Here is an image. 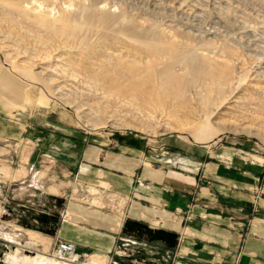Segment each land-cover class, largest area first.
I'll return each mask as SVG.
<instances>
[{
  "label": "rangeland",
  "instance_id": "obj_1",
  "mask_svg": "<svg viewBox=\"0 0 264 264\" xmlns=\"http://www.w3.org/2000/svg\"><path fill=\"white\" fill-rule=\"evenodd\" d=\"M238 143L264 156V0H0V264L17 248L53 258L62 223L80 218L68 205L114 208L109 186L66 175L85 148ZM117 250L171 264L160 243ZM77 255L69 264L113 261Z\"/></svg>",
  "mask_w": 264,
  "mask_h": 264
},
{
  "label": "crops",
  "instance_id": "obj_2",
  "mask_svg": "<svg viewBox=\"0 0 264 264\" xmlns=\"http://www.w3.org/2000/svg\"><path fill=\"white\" fill-rule=\"evenodd\" d=\"M238 145L207 156L178 146L153 154L131 146L85 148L76 160L62 161L75 164L76 173L66 175L109 186L117 209L68 205L80 218L63 222L58 237L75 243L79 256L110 262L119 241H136L123 234L131 220L177 234V247L166 251L171 264H264V156ZM25 169L22 178L35 166ZM45 238L30 235L37 245L52 241Z\"/></svg>",
  "mask_w": 264,
  "mask_h": 264
},
{
  "label": "trees",
  "instance_id": "obj_3",
  "mask_svg": "<svg viewBox=\"0 0 264 264\" xmlns=\"http://www.w3.org/2000/svg\"><path fill=\"white\" fill-rule=\"evenodd\" d=\"M58 200L60 201V203L63 202V199H58ZM55 218L56 217H54V219ZM58 225L59 223L57 222L56 226ZM56 228L55 226H53L46 228L44 231L47 234L53 235L55 234ZM123 234L124 236H128L135 239L139 243L140 242L160 243V245L164 248V253H166V251H171V252L174 251L178 244L177 234L161 229H152L147 224L139 223L131 220H127L125 222L123 227ZM114 260L116 261V264H147L142 262L135 263L134 258L131 257V255L127 259L122 258L121 256H115Z\"/></svg>",
  "mask_w": 264,
  "mask_h": 264
},
{
  "label": "bare ground",
  "instance_id": "obj_4",
  "mask_svg": "<svg viewBox=\"0 0 264 264\" xmlns=\"http://www.w3.org/2000/svg\"><path fill=\"white\" fill-rule=\"evenodd\" d=\"M220 129L222 131H225V130L226 131L227 130L236 131V128L234 126H232V125H222V124H220ZM248 132H251V130H248ZM195 140H201V136L200 135L195 136ZM35 233L36 232H30L29 234L30 235H34ZM43 239H44V237H43ZM45 239L47 240V238H45ZM30 240L33 242V244L30 242L31 245H34V244L37 245V242H38L37 240H32V239H30ZM74 255H77V254L72 253L70 258H68V257L66 258V255H65V257H61L60 258V256L58 255V252H57V253L53 254V258L52 257L49 258V256H46L44 254H37L34 257H31V256L27 257L25 255H20V250L17 248V249H15L14 253H8V254L5 255L4 262H5V264H69V263H72V260H74V257H75Z\"/></svg>",
  "mask_w": 264,
  "mask_h": 264
},
{
  "label": "built area",
  "instance_id": "obj_5",
  "mask_svg": "<svg viewBox=\"0 0 264 264\" xmlns=\"http://www.w3.org/2000/svg\"><path fill=\"white\" fill-rule=\"evenodd\" d=\"M127 241L132 242L133 244L137 243V241H134V240H127ZM72 253L76 254V246L74 243L68 242V241L60 242L59 248H58V255L60 256V258L65 257V255H66V258L67 257L70 258ZM120 255H121L120 252H118L117 250L115 253V256H120ZM114 257L112 258L113 260L112 263L116 264Z\"/></svg>",
  "mask_w": 264,
  "mask_h": 264
}]
</instances>
